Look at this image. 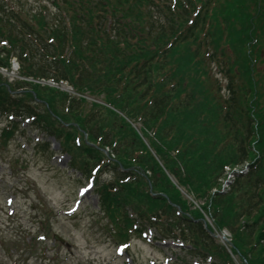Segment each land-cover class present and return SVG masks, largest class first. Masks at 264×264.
I'll return each instance as SVG.
<instances>
[{"label":"rangeland","instance_id":"rangeland-1","mask_svg":"<svg viewBox=\"0 0 264 264\" xmlns=\"http://www.w3.org/2000/svg\"><path fill=\"white\" fill-rule=\"evenodd\" d=\"M35 134L37 133L32 132V138ZM21 142L26 144V148L20 146ZM34 144L32 139L29 141L26 136H19V140L12 145L10 154H4L6 158H11L13 153L23 156V153L29 151L27 157L30 158L31 164L30 168H25L21 164L16 169L13 168L15 175L8 178V182L4 180L0 185V193L7 194L13 191L19 196V204L22 207L14 216L3 215L0 219V239L12 238L15 244H20L24 238H29L30 232L37 227L40 218L46 219L41 211L42 206L49 204L57 209L69 207L73 199V191L77 186L70 172L62 173L60 170L67 164V159L59 164L57 159L46 161L43 155L31 158L35 156L32 148ZM3 168L0 164V170ZM8 173L10 174L9 171ZM74 178L79 179L80 175L76 173ZM25 183L27 187H23ZM94 202L95 198L89 197L74 217L58 215L53 220V232L62 235L72 245L71 249L61 247V256L55 257L49 251L46 260L35 258L27 260L26 253H8L4 250V263L10 264L17 259L18 264H124L121 259L116 262L112 260L115 257V245L108 232L107 222L100 219L98 213L93 214ZM167 246L169 245L165 247ZM158 250L161 248L141 241H136L132 247L135 256L144 253L142 258L145 263L149 257H160Z\"/></svg>","mask_w":264,"mask_h":264},{"label":"snow or ice","instance_id":"snow-or-ice-1","mask_svg":"<svg viewBox=\"0 0 264 264\" xmlns=\"http://www.w3.org/2000/svg\"><path fill=\"white\" fill-rule=\"evenodd\" d=\"M6 43V42H5ZM92 187V185L89 183L87 184V186L84 188V189H81V192L84 193V192H87L88 189H90Z\"/></svg>","mask_w":264,"mask_h":264},{"label":"trees","instance_id":"trees-1","mask_svg":"<svg viewBox=\"0 0 264 264\" xmlns=\"http://www.w3.org/2000/svg\"><path fill=\"white\" fill-rule=\"evenodd\" d=\"M98 3H99V5H103L102 2H98Z\"/></svg>","mask_w":264,"mask_h":264}]
</instances>
